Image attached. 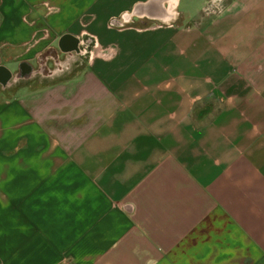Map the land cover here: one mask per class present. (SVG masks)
I'll return each mask as SVG.
<instances>
[{
	"label": "crops",
	"instance_id": "crops-1",
	"mask_svg": "<svg viewBox=\"0 0 264 264\" xmlns=\"http://www.w3.org/2000/svg\"><path fill=\"white\" fill-rule=\"evenodd\" d=\"M182 2L0 0V264H264V0Z\"/></svg>",
	"mask_w": 264,
	"mask_h": 264
},
{
	"label": "rangeland",
	"instance_id": "rangeland-1",
	"mask_svg": "<svg viewBox=\"0 0 264 264\" xmlns=\"http://www.w3.org/2000/svg\"><path fill=\"white\" fill-rule=\"evenodd\" d=\"M184 1L185 0H183L182 2V7L184 5ZM48 53L49 54L43 55L42 58L35 65L32 66L33 68L26 72V74L30 76L29 78H35L37 76L44 78L52 77L54 73L67 69L65 66L68 64L64 61V55L67 54L66 52H63V55H61L60 52H56L54 50H51ZM80 54L82 55V52L77 51V55L76 57H74V59H76L77 56ZM62 67L64 69H62ZM18 78L19 77L15 75L12 79L17 80Z\"/></svg>",
	"mask_w": 264,
	"mask_h": 264
},
{
	"label": "built area",
	"instance_id": "built-area-1",
	"mask_svg": "<svg viewBox=\"0 0 264 264\" xmlns=\"http://www.w3.org/2000/svg\"><path fill=\"white\" fill-rule=\"evenodd\" d=\"M77 51L82 52V48L78 49V50H71V51L67 52V54L64 58L65 59L64 61L68 64L65 66L66 68H68L70 66L71 61L74 59V57H76ZM84 51L86 52L85 48L83 49V53H84ZM62 69H64V68L62 67Z\"/></svg>",
	"mask_w": 264,
	"mask_h": 264
}]
</instances>
